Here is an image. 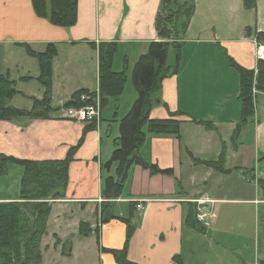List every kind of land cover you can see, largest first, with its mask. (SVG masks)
Masks as SVG:
<instances>
[{
  "label": "crops",
  "instance_id": "1",
  "mask_svg": "<svg viewBox=\"0 0 264 264\" xmlns=\"http://www.w3.org/2000/svg\"><path fill=\"white\" fill-rule=\"evenodd\" d=\"M192 1L195 10L181 38L176 72L162 81L149 110L150 119L174 116L180 121V138L148 135L136 151L147 164L173 169V175L151 174L133 164L120 196L107 199L104 182L117 177L118 163L105 164L120 136L119 122L138 96L132 82L134 67L149 44L160 40L155 20L162 0H78L77 22L70 28L37 17L31 0H0V76L15 81L13 107L29 111L33 99L42 100L45 93L37 80V59L25 46L34 53L44 52L48 45L57 49L48 117L0 120V155L39 162L72 159L63 197L50 201L42 264H118L114 251L125 244L126 258L134 264L264 261V91H254V116L242 123L239 76L229 63L231 58L256 70L257 50L264 45L245 36V30L264 31V0H256L250 10L243 0ZM245 12H252L253 20ZM102 42L118 44L115 72L122 71L128 60L123 93L103 107L98 52L92 46ZM187 53L193 57L204 53L205 61L186 64L182 55ZM81 90L99 100L98 123L60 116V109ZM202 122L212 123L214 129ZM220 157L231 172L193 162ZM12 166L8 164L7 173L0 175V202L19 201L23 169L18 178ZM199 198L213 201L211 226L202 231L185 222L189 204ZM105 202L112 203V215L103 222ZM127 219L133 231L126 243ZM81 223L89 225V235L79 234Z\"/></svg>",
  "mask_w": 264,
  "mask_h": 264
},
{
  "label": "trees",
  "instance_id": "2",
  "mask_svg": "<svg viewBox=\"0 0 264 264\" xmlns=\"http://www.w3.org/2000/svg\"><path fill=\"white\" fill-rule=\"evenodd\" d=\"M78 0H31L35 15L46 19L51 25L70 28L77 22ZM179 0H162L161 13L155 20V29L159 41L149 44L148 51L137 61L132 82L137 91V99L129 112L119 122L120 136L116 140V147L110 160L105 164L109 167L118 163L117 177H108L104 182V195L107 199L118 198L123 183L131 165L136 164L149 170L151 174L173 175V169H160L155 164H147L138 158L136 151L144 143L148 135H172L180 138V121L172 116L169 119H150L152 98L160 88L162 81L176 72V66L181 58L179 48L181 38L185 34L194 14V1L180 5ZM245 9H255L256 0H243ZM245 36L253 38L258 44L264 45V31H257L251 27L245 30ZM98 52L99 91L101 106L110 99L118 98L124 91L127 82L128 60L124 59L122 71L113 70V61L118 52L116 42H102L98 46L92 45ZM175 50V65L167 64L168 50ZM26 52L37 59L39 65L38 82L44 87L42 100L33 99V106L29 111L13 107L10 101L18 92L15 81L7 76H0V120L12 121L20 119L48 117L52 85V62L57 55L54 45H48L42 53H34L28 46ZM230 66L239 76V99L242 108L241 122L244 123L254 116V91H264V59L258 60L256 70L245 69L229 59ZM81 90L73 95V99L64 105L79 107L84 105L79 101ZM207 129H214L212 123H201ZM238 128L234 136L238 134ZM72 159L69 157L60 162H39L15 160L0 155V175L4 174L8 164H15L23 169L20 182V198L18 202H0V264H42L41 244L47 232V221L51 213V200L63 197L67 185L68 166ZM194 164L206 165L220 173L231 172L224 167V159L217 161H203L194 158ZM134 205V204H133ZM112 203L105 202L101 207L103 222L109 220L112 214ZM186 224L196 230H203V226L196 220V204L190 203L185 220ZM127 240L132 234L133 227L129 220ZM79 234H90L89 225L81 223ZM126 244L121 250L114 251L118 264H134L126 258ZM259 264H264L261 261Z\"/></svg>",
  "mask_w": 264,
  "mask_h": 264
},
{
  "label": "built area",
  "instance_id": "3",
  "mask_svg": "<svg viewBox=\"0 0 264 264\" xmlns=\"http://www.w3.org/2000/svg\"><path fill=\"white\" fill-rule=\"evenodd\" d=\"M257 57L261 60L264 59V47H258ZM79 101L84 105L79 107L61 108L60 116L75 122L80 123H98L100 119V103L96 100L91 93H83L80 95ZM193 203L196 204V220L207 229L211 226V216L209 214V207L206 205L211 200L207 198L193 199ZM140 209L141 205H137Z\"/></svg>",
  "mask_w": 264,
  "mask_h": 264
},
{
  "label": "rangeland",
  "instance_id": "4",
  "mask_svg": "<svg viewBox=\"0 0 264 264\" xmlns=\"http://www.w3.org/2000/svg\"><path fill=\"white\" fill-rule=\"evenodd\" d=\"M188 1H191V0H179L178 1V3L180 4V5H182V4H184V3H187ZM208 3V2H207ZM206 4V2L205 3H203V4H201V6H200V13L201 14H205V8H204V5ZM246 11V10H245ZM244 13V12H243ZM245 13H248L249 15H250V18H251V20H253V14H252V12H245ZM252 15V16H251ZM245 18H249L248 16H244ZM254 17H256L255 16V14H254ZM174 56H175V53H174V49L172 48V47H170L169 48V50H168V61H167V63H168V65L169 66H172L173 64H174ZM196 57V58H195ZM195 57H193L192 55H190L189 53H187L185 56L184 55H182V58H184L185 60H186V64H188L189 62H193V61H195V60H200V61H205V55H204V53L203 54H201L200 55V53H197L196 55H195ZM205 64V63H204ZM13 166L12 167H14L13 168V173H14V175L15 176H17L18 178L19 177H21V173H20V171H19V168L20 169H22V167H17L18 165H16V166H14L15 164H12ZM8 171V170H7ZM7 171H5L4 172V174H6L7 173ZM17 172H18V174H17ZM21 174V175H20ZM213 203V201L211 200V202L210 203H207L206 205L209 207V214H210V216H211V219H212V208H211V204ZM52 262V261H51ZM47 264V263H46ZM49 264V263H48Z\"/></svg>",
  "mask_w": 264,
  "mask_h": 264
}]
</instances>
